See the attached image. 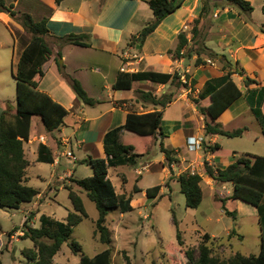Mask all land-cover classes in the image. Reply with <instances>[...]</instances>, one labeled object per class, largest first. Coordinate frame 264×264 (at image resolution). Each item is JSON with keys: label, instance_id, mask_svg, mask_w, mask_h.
Segmentation results:
<instances>
[{"label": "crops", "instance_id": "crops-1", "mask_svg": "<svg viewBox=\"0 0 264 264\" xmlns=\"http://www.w3.org/2000/svg\"><path fill=\"white\" fill-rule=\"evenodd\" d=\"M5 1L7 5H12L15 11L28 13L34 20L47 18V28L52 36L69 34L88 36V47L67 44L58 49L56 45L51 44L53 53L42 66L43 77L38 82V90L65 108L67 115L63 125L51 133L46 132L38 117L31 119L29 141L23 144L24 154L29 162L26 170L27 185L33 180H38L46 183L45 189L54 193L61 187L66 188L65 180L68 178L82 179L76 176V169L71 171L68 168L71 162L78 164L87 157L105 158L102 144L104 135L124 125L129 111L148 113L160 110L159 107L154 108L139 101L137 97L140 92L151 93L156 98L162 95L174 97L163 109L161 128L164 137H138L122 131L120 142L146 150L145 155L139 158L147 159L153 155L150 145L159 150V144L162 142L165 148L174 151L178 163L170 170L166 167L165 156L160 150V158L147 160L143 165L139 164L137 158L136 163L130 165L133 168L130 191L126 190L129 180L122 173L127 165L109 168L108 179L117 194L131 197V201L133 194H139L144 197L141 203L143 205L149 200L145 190L153 187L152 176L158 175L156 178L158 183L154 186L160 185L161 189L158 196L152 200L155 201L163 195L170 199L173 195L172 187L179 185L175 179L191 165L211 160L222 169L233 161L229 159L217 163L218 158L209 156L203 150L192 152L187 149L186 141L189 138H201L205 144L212 145L219 144L221 137L204 134L207 119L200 112V105L195 104L193 100L198 98L207 81L231 73V80L242 92V96L220 115L216 123L221 124L227 131H233L236 129L229 130L227 127L238 120L244 112L251 113L245 94L247 91L264 87V14L261 11L264 0H246L253 7L250 14L227 6L223 0H205L210 11L204 16H201L204 0H184L182 5L166 17L140 46L132 45L133 38L138 37L143 27L153 19L152 11L143 0H62L59 5L55 4V0ZM196 20L198 21L196 27L204 36L205 46L213 54V57H210L207 53H202L199 64H196V55L186 54L191 46L192 28ZM179 35H184L190 44L184 55L176 58L174 51ZM29 41L30 36L9 14L0 13V115L6 109L10 114L15 113L12 111V103L16 100H9L14 93L5 73H11L13 78L22 52ZM58 51L61 58L55 60ZM59 66L63 67V72L69 78L80 83L89 98L99 103L92 107L82 104L59 71ZM145 72L176 75L179 76L181 83L185 78L189 85L193 82V89L180 86L177 79H171L163 85L149 81H133L129 90L112 88L121 74ZM247 78L255 83L246 85L244 81ZM13 81L15 83L14 79ZM262 110L264 111V102ZM35 118L39 121L36 122L37 132L32 129ZM249 132L248 129L243 136ZM130 134L137 138L129 136ZM176 134L182 139L177 145L173 143ZM260 135L264 139L263 127L260 128ZM260 135H254V140L258 141ZM140 143H146L148 147L143 148ZM40 144L50 151L53 158L51 164L36 161ZM77 152L81 153L78 158ZM67 153L72 154L75 160L67 158ZM251 155L264 157L259 154ZM37 165L49 166L48 178L39 172L31 174L28 172ZM144 173L152 176H144ZM202 179L213 180L206 171L203 172ZM202 179L201 188L204 192ZM57 182L62 183L59 189L56 188ZM66 183L67 186L73 185L71 181ZM134 186L141 191L133 193ZM33 188L37 189L39 194L30 204L32 209L39 211L40 205H37V201L42 196L43 189ZM73 189L78 191L77 188ZM209 189L211 188L207 187V193L210 192ZM231 193L232 188L230 195ZM233 202L235 201H231ZM236 202L247 205L241 201ZM252 208V211L256 212V209ZM211 237L214 238L212 235Z\"/></svg>", "mask_w": 264, "mask_h": 264}, {"label": "trees", "instance_id": "trees-1", "mask_svg": "<svg viewBox=\"0 0 264 264\" xmlns=\"http://www.w3.org/2000/svg\"><path fill=\"white\" fill-rule=\"evenodd\" d=\"M152 11L153 19L148 22L139 32L138 37H134L132 45H141L145 39L154 32L158 25L169 15L173 14L184 2V0H143ZM229 7L236 8L243 13L250 14L253 7L246 0H223ZM62 0H55L59 5ZM210 11L204 0L201 16ZM264 14V5L261 8ZM0 13L9 14L23 30L30 36V41L25 47L17 64L13 79L16 87V110L10 114L6 109L0 115V208L20 209L22 204L32 203L38 190L27 185L26 170L29 162L25 157L23 144L29 141L31 119L38 117L46 130L51 133L63 125V120L67 111L60 104L53 101L48 95L38 90V82L43 77L42 66L52 55L51 44L60 49L62 46L72 44L81 47H88L87 35L69 34L65 36H52L47 28V18L34 20L28 13H20L13 9L12 5H7L5 0H0ZM198 21L194 22L192 28L191 46L187 49L188 56L196 55V64L201 63L199 57L202 53H207L213 57L204 43V36L197 29ZM184 35L178 36V44L174 51V56L180 58L190 44ZM61 58L58 51L55 60ZM59 71L68 81L70 88L78 100L86 106H94L99 102L87 96L80 83L69 78L63 67L59 66ZM171 79L180 81L179 76L169 74H159L152 72L121 74L118 76L114 90H129L133 81H149L156 84H166ZM246 85L255 83L246 79ZM180 86L187 88V85L179 82ZM190 89H193L191 82ZM242 96V92L231 80V73L209 80L199 92L198 98L193 100L199 104L200 112L206 117L204 134L206 136H221L229 139L241 138L248 130L242 127L233 131L223 129L222 125L216 123L234 101ZM252 115L264 128V87L250 90L245 94ZM137 99L143 103H148L154 108L148 113H136L129 111L126 115L125 124L108 131L103 137V150L105 158L87 157L78 162L80 165L89 166L92 175L83 179H71L72 186H66L68 198L73 207L63 221H58L45 214L39 215V227L34 228L28 225L31 217L27 216L24 222L26 231L23 232L24 239L32 242L31 249L22 251V255L29 264H53L54 257L60 252L62 245L67 247L73 254H79V261L76 264H111L112 248L111 234L107 227V213L111 210H118L120 214L132 211L131 197L124 194H117L111 181L108 179V169L123 165H134L136 159L145 155L146 150L136 148L127 143L120 142L122 131L130 132L138 137H164L162 133V113L163 109L170 104L174 97L172 95H162L156 98L151 93L140 92ZM204 153L218 158L217 153L221 151V145H212L203 142ZM159 150L165 156V165L171 170V165L178 163L172 149L165 148L160 142ZM230 159L233 161L225 168H216L213 171L206 167L208 175L216 182L230 185L232 188L231 200L241 201L256 209L258 223L261 229L264 228V157L251 154L233 152ZM39 163L51 164L53 162L50 151L42 144L38 147ZM172 178H170L171 180ZM179 184L180 193L184 196L185 207L197 209L203 201L204 192L201 188V177L190 175L187 172L181 173L175 179ZM167 185V184H166ZM73 188H77L75 191ZM160 185L150 187L145 190L146 197L154 199L158 196ZM141 190L134 186L133 193ZM85 193L98 212L95 221L94 235H99L98 241L107 248L89 257L82 252L80 245L72 239V233L76 226L88 218L84 208V203L80 193ZM224 215L236 219L235 212L229 211L225 207V202H220ZM173 226H177V220L172 215ZM235 232H231L234 234ZM176 238L180 250L177 255L170 259L171 264H264V235L260 236L259 252L256 255H242L235 253L226 260L219 259L212 255L211 248L207 245L211 237L208 234L202 236L201 242L196 249L182 250L180 232L176 228ZM63 264V263H59Z\"/></svg>", "mask_w": 264, "mask_h": 264}, {"label": "rangeland", "instance_id": "rangeland-1", "mask_svg": "<svg viewBox=\"0 0 264 264\" xmlns=\"http://www.w3.org/2000/svg\"><path fill=\"white\" fill-rule=\"evenodd\" d=\"M5 75L11 84L12 93H14L9 100H16V87L11 73L7 72ZM15 102L12 103L13 112L16 110ZM36 122H39L37 118L32 122L34 132H37ZM257 122L250 112H244L238 120L227 127L229 130L247 127L250 132L241 138L220 137L221 151L217 153V163L229 161L234 151L236 153L264 155V139L260 135L262 126ZM178 135L176 134V140L173 142L175 145L182 140L181 136L178 138ZM254 135H260L258 141L254 140ZM129 136L137 138L131 134ZM165 144L167 145V142ZM140 145L143 148L148 147L146 143H140ZM201 150L203 149L201 148ZM150 151L153 153L152 157L149 159L146 157L139 158L140 165H143L147 160L161 157L156 147L150 145ZM80 156L81 153L77 152L76 158ZM213 165L215 168H219L216 163ZM68 168L71 171L76 169V176L82 179L87 175H92L91 168L75 162H71ZM132 170V166L127 165L122 171L129 180L127 191L131 190ZM28 172L30 174L39 172L48 178L50 168L49 166L37 165L29 169ZM144 176L150 177L152 175L144 173ZM157 176H152L153 181L151 183L153 186L158 183ZM71 179L65 180L66 186L68 185L66 182ZM56 184L57 189L62 186V183L57 182ZM29 185L43 189L42 196L37 201V205H40L38 207L40 212L35 208L32 209V204L27 203L22 204L18 210L0 208V264H29L22 255L23 250L32 248V242L23 237V232L26 231L24 227L26 216L31 217L28 225L37 228L39 227L40 214L63 221L68 213L73 211L68 192L62 187L54 193H50L49 189H45L46 183L33 180ZM202 187L205 196L197 209L185 207V199L179 193V185H174L172 187L173 195L170 199L167 195H163L155 201L149 199L142 205L144 197L133 194L132 211L125 214H120L118 210L108 211L107 227L112 240L110 246L112 248L111 264H171L170 259L177 255L180 250L176 238V228L180 232V240L183 243L182 250L196 249L202 240V236L208 234L214 238L211 237L207 245L211 248L212 255L219 259L226 260L235 253L242 255L258 254L259 237L264 235V228L261 229L256 212L252 211L253 208L236 201L231 203L233 200L230 198V185L202 179ZM207 187L211 188L208 193ZM80 197L88 218L74 228L72 239L80 245L85 255L92 257L106 249L107 246L98 241L99 235H94L95 221L98 217L95 205L87 199L84 192L80 194ZM221 201L225 202V207L229 211L235 212V220L224 215L220 207ZM172 215L177 220L176 227L173 226ZM232 231L235 233L228 237L227 234ZM78 261L79 254H73L67 244H64L60 252L54 257L53 264H76Z\"/></svg>", "mask_w": 264, "mask_h": 264}, {"label": "built area", "instance_id": "built-area-1", "mask_svg": "<svg viewBox=\"0 0 264 264\" xmlns=\"http://www.w3.org/2000/svg\"><path fill=\"white\" fill-rule=\"evenodd\" d=\"M183 83L187 85V87L190 88L189 82L184 78L183 79ZM188 88V89H189ZM203 146V140L201 138H189L186 141V147L189 151H198L201 150ZM67 158H70L72 160H75V158L72 156V154L67 153L66 154ZM214 163L211 160H204V162H202L201 164H193L191 165L187 170H185L184 172L189 173L190 175L194 176V175H198L201 177V179L203 178V172L206 171V167H211V169H213L214 171L216 170L215 166L213 165ZM171 168L174 167V164L170 166ZM182 172V173H184Z\"/></svg>", "mask_w": 264, "mask_h": 264}]
</instances>
